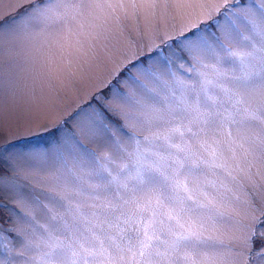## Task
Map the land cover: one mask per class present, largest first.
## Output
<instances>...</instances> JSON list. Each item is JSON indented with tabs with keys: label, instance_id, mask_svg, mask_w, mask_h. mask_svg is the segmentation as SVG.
<instances>
[{
	"label": "snow or ice",
	"instance_id": "obj_1",
	"mask_svg": "<svg viewBox=\"0 0 264 264\" xmlns=\"http://www.w3.org/2000/svg\"><path fill=\"white\" fill-rule=\"evenodd\" d=\"M130 19L148 43L111 46ZM53 27L83 58L29 86ZM5 124L28 131L0 140V264H264V0H23L0 15Z\"/></svg>",
	"mask_w": 264,
	"mask_h": 264
},
{
	"label": "rangeland",
	"instance_id": "obj_2",
	"mask_svg": "<svg viewBox=\"0 0 264 264\" xmlns=\"http://www.w3.org/2000/svg\"><path fill=\"white\" fill-rule=\"evenodd\" d=\"M23 0H0V15L7 16L9 13H13L17 10L18 5L22 3ZM196 17L193 16L192 20ZM87 23V22H85ZM189 20L187 19H169L166 24V28L169 32L173 30L179 31L181 28L187 26ZM147 26L144 22H137L134 19L124 21L121 29L119 30V35H114L111 40V46L116 48H124L129 44H141L142 46L148 43L147 39L141 40L138 33L146 31ZM159 43V40H155ZM66 41L62 38L61 34L53 27L50 31L42 33L36 37L25 47L22 53V78L23 82L31 86L32 78L38 76L40 73L45 71L47 68L60 69L63 68L69 60L76 62L79 58H83L80 52L67 49ZM147 51V48L144 47ZM106 65L101 60L99 65L95 68L93 76L95 74L103 73L105 71ZM197 71H200L197 69ZM181 75L186 79L193 78L196 79V75L193 72H184L181 70ZM59 87V85H57ZM93 88V79L83 78L77 79L74 84L67 88L62 89L59 92L58 98H56V108L44 113L43 115L48 121H53L59 118L60 115L70 112L77 107L79 104H85L90 99V93ZM37 90L39 91V84H37ZM47 91V88H45ZM28 131L27 128L16 127L15 125L5 126L0 129V140L11 139L18 135H23ZM214 179V177H210ZM47 203V201H45ZM41 223L44 222L43 217H41Z\"/></svg>",
	"mask_w": 264,
	"mask_h": 264
}]
</instances>
